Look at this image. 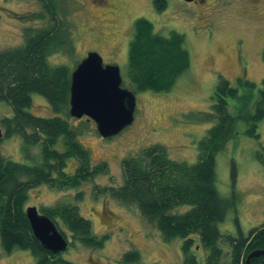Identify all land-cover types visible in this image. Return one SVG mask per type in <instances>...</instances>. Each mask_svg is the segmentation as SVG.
<instances>
[{"label": "rangeland", "instance_id": "374dc122", "mask_svg": "<svg viewBox=\"0 0 264 264\" xmlns=\"http://www.w3.org/2000/svg\"><path fill=\"white\" fill-rule=\"evenodd\" d=\"M58 1L67 8L75 54L50 56L51 67L64 66L73 71L86 54L95 52L101 56L103 65L119 67L124 88L131 90L126 75L127 52L134 35V23L141 18L153 24V31L162 37H169L174 31L181 34L190 65L170 91L135 93L134 122L114 138H100L95 124L88 122V128L77 142L90 153L93 165L107 164L108 174L97 176L74 190L59 191L45 185L31 189L26 208L33 206L40 212L56 204L76 206L79 215L90 221L92 235L106 238L102 248H86L60 225L68 243L66 252L60 253L61 258L73 264H125L122 257L133 251L139 260L126 264H181L180 238L164 241L135 206L117 203L108 194H95L94 188L121 186L122 160L133 158L153 145L166 148L168 158L178 163H196L197 146L212 125L194 124L188 116L210 112L219 76L237 91V99H227L228 112L234 116L253 114V100L264 80V0H206L205 5L195 7H188L181 0H165V10L160 13L155 9L154 0ZM40 11L41 4L36 0H0V52L21 46L26 28L44 26L43 22L23 20L24 16ZM245 81L254 84L252 91L243 84ZM31 101L26 112L42 118L53 116L41 96L32 95ZM12 116L10 104L0 101V120ZM79 121L71 118L75 126ZM247 127V123L238 121L235 135L215 156V189L222 199L234 203V209H228L217 229L222 235L233 238L246 237L251 229L264 224V165L261 163V159L264 160V120L257 125L258 138L246 136ZM0 134L2 139L1 123ZM0 155L18 164L32 165L41 161L40 146L26 152L20 136L3 139ZM67 164L64 172L72 175L76 163L73 159ZM188 209L182 206L172 212L181 214ZM192 239L195 246L191 254L203 262L205 254L198 234ZM220 246L224 252L229 249L222 242ZM0 264H35V260L28 251L13 250L6 254L0 244Z\"/></svg>", "mask_w": 264, "mask_h": 264}, {"label": "trees", "instance_id": "16d2710c", "mask_svg": "<svg viewBox=\"0 0 264 264\" xmlns=\"http://www.w3.org/2000/svg\"><path fill=\"white\" fill-rule=\"evenodd\" d=\"M36 1L41 4V11L24 16L23 20L43 22L44 26L26 28L21 46L0 52V101L8 102L13 112L11 118L0 120L4 130L0 143L3 139L20 136L24 151L40 146L41 161L32 165L18 164L0 155V244L6 254L13 250L30 252L35 264H73L63 260L61 254L44 250L34 238L25 216L28 192L43 185L59 191L74 190L109 172L104 162L93 165L90 153L77 142L90 121L84 119L75 126L68 114L72 71L48 64L50 56L75 54L67 8L58 0ZM154 5L160 13L165 0H154ZM133 32L127 52L126 75L131 88L128 90L133 94L170 91L190 65L188 52L183 48L184 37L175 31L169 37H162L144 18L135 21ZM262 58L264 61V51ZM218 81L210 112L188 116L194 124L212 125L197 146L196 163H178L168 158L166 148L153 145L133 158L122 160L121 186L94 188L95 194H108L117 203L135 206L164 241L180 238L183 244L181 264H245L251 252L264 249V224L251 229L246 237L233 238L218 231L217 224L223 222L228 209H234V203L222 199L214 184L215 156L235 135L237 122L248 124L244 131L246 136L258 138L256 128L264 120V80L253 100V114L239 116L228 112L227 99H237L236 89L222 76ZM243 84L249 91L254 88L249 81ZM32 95L46 100L52 117H36L26 112L32 105ZM73 159L76 167L72 175L66 174L67 162ZM261 163L264 165V160L261 159ZM182 206L189 209L181 214L172 212ZM40 213L56 225L64 239L60 225L86 248L98 250L106 241L105 237L92 235L90 221L79 215L76 206L56 204L41 209ZM194 234H198L204 250L203 262L191 254L195 246ZM220 242L229 246L227 252L222 250ZM122 258L125 264L139 260L135 251ZM249 262L264 264V255Z\"/></svg>", "mask_w": 264, "mask_h": 264}, {"label": "water", "instance_id": "95a60500", "mask_svg": "<svg viewBox=\"0 0 264 264\" xmlns=\"http://www.w3.org/2000/svg\"><path fill=\"white\" fill-rule=\"evenodd\" d=\"M86 55L70 73L68 114L76 120L85 118L93 122L100 138L111 139L134 122L136 96L121 86L118 66L103 65L101 56L95 52ZM25 216L34 238L44 250L55 255L66 252L67 239L49 218L33 206L25 210ZM262 255L264 249L253 251L244 263L250 264L251 259Z\"/></svg>", "mask_w": 264, "mask_h": 264}, {"label": "flooded vegetation", "instance_id": "af4514ba", "mask_svg": "<svg viewBox=\"0 0 264 264\" xmlns=\"http://www.w3.org/2000/svg\"><path fill=\"white\" fill-rule=\"evenodd\" d=\"M205 2H206V0H193L192 2H185L184 0H181V3L182 4L184 3L188 7L203 6V5H205Z\"/></svg>", "mask_w": 264, "mask_h": 264}]
</instances>
